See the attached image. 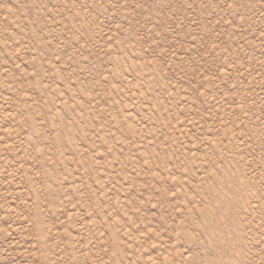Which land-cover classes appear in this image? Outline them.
<instances>
[{
  "label": "rangeland",
  "instance_id": "1",
  "mask_svg": "<svg viewBox=\"0 0 264 264\" xmlns=\"http://www.w3.org/2000/svg\"><path fill=\"white\" fill-rule=\"evenodd\" d=\"M0 264H264V0H0Z\"/></svg>",
  "mask_w": 264,
  "mask_h": 264
}]
</instances>
